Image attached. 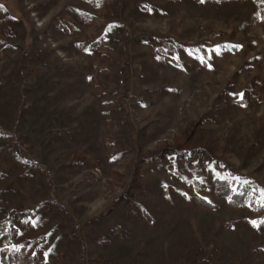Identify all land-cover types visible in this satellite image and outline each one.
Returning a JSON list of instances; mask_svg holds the SVG:
<instances>
[{
  "label": "rangeland",
  "instance_id": "1",
  "mask_svg": "<svg viewBox=\"0 0 264 264\" xmlns=\"http://www.w3.org/2000/svg\"><path fill=\"white\" fill-rule=\"evenodd\" d=\"M257 1L0 0V249L264 264ZM193 147L216 160L180 155ZM217 179L254 184L253 200L231 206Z\"/></svg>",
  "mask_w": 264,
  "mask_h": 264
},
{
  "label": "trees",
  "instance_id": "2",
  "mask_svg": "<svg viewBox=\"0 0 264 264\" xmlns=\"http://www.w3.org/2000/svg\"><path fill=\"white\" fill-rule=\"evenodd\" d=\"M260 5V12L262 16V21L264 22V4L261 1H257ZM181 156L187 158L189 162L195 163L200 168L204 169L208 162L216 160L213 151L210 149H204L199 147H193L189 149V152H183ZM241 178H248L244 175L240 176ZM236 182V186L232 187V183ZM254 185V184H253ZM253 185H244L238 183L237 181H230L229 179H217L215 181L216 192L219 196H226L229 199V204L231 206L237 207L240 206L249 200L250 197L255 195V186ZM207 187L206 184L199 183L198 185L193 184L190 186L191 193L194 196L196 204L205 208H213L215 204L212 201L205 199V197L199 195L198 189H203ZM23 214L16 215V218H21ZM14 236V235H13ZM16 239L23 241V234H15ZM9 234H6L2 237L3 240L8 239ZM24 248L18 252H10L8 250L0 249V264H49L40 249H37L33 252H23ZM25 251V250H24Z\"/></svg>",
  "mask_w": 264,
  "mask_h": 264
},
{
  "label": "snow or ice",
  "instance_id": "3",
  "mask_svg": "<svg viewBox=\"0 0 264 264\" xmlns=\"http://www.w3.org/2000/svg\"><path fill=\"white\" fill-rule=\"evenodd\" d=\"M262 222H264V221H262ZM252 223H253V224H254V226H255L256 222H255V221H253Z\"/></svg>",
  "mask_w": 264,
  "mask_h": 264
}]
</instances>
